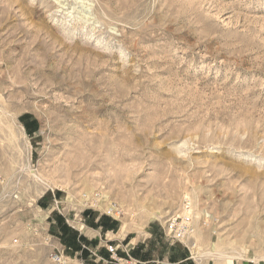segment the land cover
<instances>
[{"label":"rangeland","instance_id":"rangeland-1","mask_svg":"<svg viewBox=\"0 0 264 264\" xmlns=\"http://www.w3.org/2000/svg\"><path fill=\"white\" fill-rule=\"evenodd\" d=\"M133 251L264 264V0H0V264Z\"/></svg>","mask_w":264,"mask_h":264},{"label":"built area","instance_id":"built-area-1","mask_svg":"<svg viewBox=\"0 0 264 264\" xmlns=\"http://www.w3.org/2000/svg\"><path fill=\"white\" fill-rule=\"evenodd\" d=\"M107 216L111 218H120L124 211L122 206L116 201H110L107 205ZM195 212L193 200L186 196L183 199L181 209L179 212L171 216L165 223V234L169 238L182 242L184 244L191 243V239L196 232L195 224ZM107 250L110 252L113 259L120 261L122 257H119L118 247L113 243L106 244ZM52 259L56 262H62L64 260L63 253H55Z\"/></svg>","mask_w":264,"mask_h":264},{"label":"crops","instance_id":"crops-1","mask_svg":"<svg viewBox=\"0 0 264 264\" xmlns=\"http://www.w3.org/2000/svg\"><path fill=\"white\" fill-rule=\"evenodd\" d=\"M105 252H106V254H107L108 259H109L110 262L115 263L117 261V260H115V259L112 258L111 254L107 250V248H106ZM182 252H179L175 256H173V261H174L173 264H194L191 261V258L192 257H190L188 254L182 253ZM118 253H119V247H118ZM134 253H135V251L132 252L133 255L130 254V252L127 253L128 258L125 259V261L127 262V264H139V263L140 264H145L146 263V260H144L143 257H139V256L135 255ZM175 253H176V251H175ZM122 260H123V258H122ZM117 262H119V261H117Z\"/></svg>","mask_w":264,"mask_h":264},{"label":"bare ground","instance_id":"bare-ground-1","mask_svg":"<svg viewBox=\"0 0 264 264\" xmlns=\"http://www.w3.org/2000/svg\"><path fill=\"white\" fill-rule=\"evenodd\" d=\"M198 214V213H197ZM202 215L203 216H206V217H209V218H211V219H214L215 217L212 215V213H210V212H208V211H203L202 212ZM198 216V215H197ZM205 217V218H206ZM208 219V218H207ZM219 253V252H218ZM211 256V255H210ZM217 256V255H216Z\"/></svg>","mask_w":264,"mask_h":264},{"label":"trees","instance_id":"trees-1","mask_svg":"<svg viewBox=\"0 0 264 264\" xmlns=\"http://www.w3.org/2000/svg\"><path fill=\"white\" fill-rule=\"evenodd\" d=\"M107 216V215H106ZM108 217V216H107ZM110 218V217H109ZM85 250L84 249H82V252H84Z\"/></svg>","mask_w":264,"mask_h":264}]
</instances>
